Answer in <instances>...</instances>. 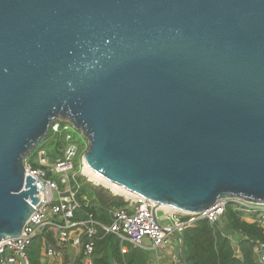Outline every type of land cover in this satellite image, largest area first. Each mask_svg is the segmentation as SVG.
I'll use <instances>...</instances> for the list:
<instances>
[{"label":"water","instance_id":"95a60500","mask_svg":"<svg viewBox=\"0 0 264 264\" xmlns=\"http://www.w3.org/2000/svg\"><path fill=\"white\" fill-rule=\"evenodd\" d=\"M65 118L97 174L160 208L264 204V0H0V240Z\"/></svg>","mask_w":264,"mask_h":264},{"label":"built area","instance_id":"2783aa9c","mask_svg":"<svg viewBox=\"0 0 264 264\" xmlns=\"http://www.w3.org/2000/svg\"><path fill=\"white\" fill-rule=\"evenodd\" d=\"M56 122L59 121L53 122L50 129L59 133L61 128ZM67 129L64 127L62 131ZM65 140L68 143L62 157L52 163L48 162L44 150L37 156L40 168L33 169L24 160L25 177L34 180L38 203L32 206L33 212L19 236L0 240V264H32L30 249L34 240L39 237V264H76L78 259L83 264H93L92 256L100 230L119 239L122 256L127 253L126 245L134 249L145 250L150 247L160 250L167 247L171 239L179 236L188 225L198 220L206 219L211 224L218 222L230 204H235V211L244 214L248 222H253L250 215L258 214L257 222L264 228L262 203H253L242 198L218 199L209 208L194 214L168 212L160 208L158 212H164L162 221L167 222L162 225L158 216L156 219L153 217V204L134 195L124 197L127 205L125 209L110 211L112 223L104 226L95 220L91 212L92 204L85 198L81 203L77 198V191L71 185L75 176L74 159L77 156V147L69 143L70 136H66ZM82 204L85 211L81 210ZM78 211L83 213L80 218H76ZM47 232L52 233L53 242L46 238ZM145 242L149 244L146 245ZM178 244L181 246L179 239ZM256 245L257 260L259 264H264V244L257 242ZM236 253L239 254V251ZM178 257L180 258V251Z\"/></svg>","mask_w":264,"mask_h":264},{"label":"trees","instance_id":"16d2710c","mask_svg":"<svg viewBox=\"0 0 264 264\" xmlns=\"http://www.w3.org/2000/svg\"><path fill=\"white\" fill-rule=\"evenodd\" d=\"M56 123H59L61 132L55 133L50 129L37 151H32L30 155L37 157L39 152L44 150L48 162L52 163L62 157L63 150L68 143L65 138L70 136L69 143L77 147V156L74 160L75 176L71 180V185L77 191V198L81 203L85 198L92 204L91 212L95 220L104 226H109L112 223L110 211L125 209L127 206L124 203V198L108 196L103 188H96L87 183L85 177L78 172L81 157L87 151L86 139L68 122L59 121ZM64 127L68 128L67 131H62ZM73 132H76L80 141L72 137ZM27 162L33 169L40 168L36 159H30ZM81 210L85 211L83 204ZM82 214L81 211H78L76 218H80L83 216ZM250 216L253 222H248L244 214L235 211V208H232L230 204L218 222L211 224L204 219L188 225L177 236L181 242V246H179L180 260L183 264H259L256 257V243L264 244V228L257 222L258 214ZM51 234V232H47L46 238L53 242ZM40 242V237L35 239L30 249L32 264H39L35 256L39 255ZM119 244V239L115 235L100 230L92 256L93 264H150L151 254L149 251L134 249L126 245L127 253L122 256ZM237 250L239 254L236 253ZM76 264L83 263L78 259Z\"/></svg>","mask_w":264,"mask_h":264},{"label":"crops","instance_id":"0c3cea01","mask_svg":"<svg viewBox=\"0 0 264 264\" xmlns=\"http://www.w3.org/2000/svg\"><path fill=\"white\" fill-rule=\"evenodd\" d=\"M159 213H161V215H164V212L162 211ZM165 223L167 222L165 221ZM148 244L149 242H146V245ZM148 248L149 249L145 250L149 252H155V256L151 255L150 264H183L180 258L178 257L180 248L178 244V238L176 236L171 239L170 244L165 248H162L160 250L150 249V247Z\"/></svg>","mask_w":264,"mask_h":264},{"label":"bare ground","instance_id":"6f19581e","mask_svg":"<svg viewBox=\"0 0 264 264\" xmlns=\"http://www.w3.org/2000/svg\"><path fill=\"white\" fill-rule=\"evenodd\" d=\"M83 173L84 175L89 179V181L93 182L96 185H102L104 187H107L110 189L114 194L120 195L123 197L131 196L132 193L124 189L123 187L119 186L118 184H115L104 177L97 174L94 170H92L86 163L83 164ZM135 196V195H134ZM164 211H170L174 212L172 209L168 207L161 208Z\"/></svg>","mask_w":264,"mask_h":264},{"label":"rangeland","instance_id":"374dc122","mask_svg":"<svg viewBox=\"0 0 264 264\" xmlns=\"http://www.w3.org/2000/svg\"><path fill=\"white\" fill-rule=\"evenodd\" d=\"M55 121H66V122H68V120L67 119H65V118H57ZM72 137L74 138V139H77L78 141H80V139L76 136V132H73L72 133ZM41 143H43V141L41 142ZM40 143V144H41ZM40 146V145H39ZM38 146V147H39ZM38 147H36V148H34L33 149V151L34 152H36L37 151V149H38ZM31 154V153H30ZM28 155L27 157H26V161H28V160H30V159H36L37 160V157L36 156H34V155ZM75 160V159H74ZM79 169H78V172L83 176V177H85V179H86V181H87V183H90L91 184V186H93V187H96V188H98V187H101V188H103L105 191H106V194L108 195V196H111V195H113V196H118V197H122V198H124L123 196H120V195H116V194H114L110 189H108L107 187H104V186H102V185H96V184H94L93 182H91V181H89V179L84 175V173H83V162H82V157H81V162L79 163V167H78ZM235 204H231V207L232 208H235ZM158 218H159V220H160V222H161V224L162 225H164V224H166L165 223V221H162V215L158 212ZM145 244H146V242H145ZM150 254L152 255V256H155V252H150ZM35 259L36 260H39V255L37 254L36 256H35Z\"/></svg>","mask_w":264,"mask_h":264}]
</instances>
